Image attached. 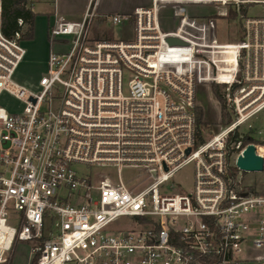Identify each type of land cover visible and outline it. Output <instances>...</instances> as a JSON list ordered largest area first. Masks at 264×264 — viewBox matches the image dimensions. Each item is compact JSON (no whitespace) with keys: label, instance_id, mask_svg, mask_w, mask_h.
Segmentation results:
<instances>
[{"label":"built area","instance_id":"1","mask_svg":"<svg viewBox=\"0 0 264 264\" xmlns=\"http://www.w3.org/2000/svg\"><path fill=\"white\" fill-rule=\"evenodd\" d=\"M99 1L51 27L69 44L30 90L15 80L28 50L3 35L0 0V264L19 243L30 264H264V192L236 175L246 137L264 175V127L247 122L264 112V0H151L107 16L132 21L133 39L91 42ZM213 84L232 120L201 142L197 90ZM190 164L191 192L168 193ZM78 165L143 168L150 182H96Z\"/></svg>","mask_w":264,"mask_h":264},{"label":"rangeland","instance_id":"2","mask_svg":"<svg viewBox=\"0 0 264 264\" xmlns=\"http://www.w3.org/2000/svg\"><path fill=\"white\" fill-rule=\"evenodd\" d=\"M33 0V11L38 15L36 19L35 30V43H39L41 47H36L35 44H29L32 50H29L28 54L20 64L16 74L15 80L29 88L30 90L38 89L39 79L47 72V58L51 52H65L69 42L61 41V39H55L51 36L50 30L52 25L48 27V21L52 22L54 17L56 21L62 19L70 20H82L86 0H65L61 1L60 9L57 13L53 6V0ZM150 0H100L97 17L87 28V38L89 41H113L124 40L128 41L133 39L134 30L132 21L129 24L115 26L110 23L107 15L117 14L123 10L133 11L136 6H147ZM211 7L202 8L201 10H212ZM260 8L253 7L250 9V13L261 12ZM103 15V16H101ZM45 18L47 20H45ZM232 18V14H230ZM232 25H228L224 20L218 23L220 34H224V37H228L227 29ZM235 29V35L238 36L239 32L237 27L233 24ZM48 28L46 43V30ZM232 31L233 30H229ZM24 41V40H23ZM70 41V40H68ZM63 42V43H62ZM57 43H62V46L55 47ZM34 47V48H33ZM40 48V49H39ZM129 75L124 76V89L127 93ZM215 85H205L199 87L197 90L196 100L197 108L203 113L204 125H199L198 130L202 136L203 141L209 140L214 134L218 132L222 127H226L229 123L223 117L221 111V104L214 95ZM222 94L226 95V88L222 85H218ZM226 99V96H225ZM227 102V101H226ZM2 105L8 109L18 110L21 104L8 96L2 98ZM227 104V103H226ZM228 106V105H227ZM229 108V107H228ZM229 114H232L229 109ZM255 128L264 127V112H262L258 118H252L248 121ZM228 123V124H227ZM245 125V124H244ZM248 125L242 127L240 132H246ZM78 169L85 174H91L96 182L110 180L112 183L117 184L120 179L125 186L132 190H138L146 186L150 179L147 172L143 168H122L120 174L114 166H95L87 167L85 165H78ZM194 166L192 164L184 167L171 181L169 185L172 188L168 193H189L193 189V176ZM238 178L242 179V183L246 186H250L253 190L264 192V175L260 173L237 171ZM13 222L9 224L13 225ZM30 248L29 243H19L13 247V250L6 257L5 264H30Z\"/></svg>","mask_w":264,"mask_h":264},{"label":"trees","instance_id":"3","mask_svg":"<svg viewBox=\"0 0 264 264\" xmlns=\"http://www.w3.org/2000/svg\"><path fill=\"white\" fill-rule=\"evenodd\" d=\"M1 29L2 33L7 38H13L15 33H21V39L24 41H32L34 39L35 19L36 13L33 11V0H1ZM19 20H22V26L19 25ZM214 95L221 104V111L223 117L228 123L231 122V115L229 114V108L225 96L222 94L218 85H215ZM197 134L201 142H203L202 136L198 130L199 125H204L203 113L197 108ZM227 123V124H228ZM254 140L246 137L243 140V145L253 143Z\"/></svg>","mask_w":264,"mask_h":264},{"label":"water","instance_id":"4","mask_svg":"<svg viewBox=\"0 0 264 264\" xmlns=\"http://www.w3.org/2000/svg\"><path fill=\"white\" fill-rule=\"evenodd\" d=\"M169 45L183 44L182 41L176 38H168ZM190 150H187V154ZM237 167L243 172L260 173L263 172V159L255 153V146L249 144L243 154L237 160Z\"/></svg>","mask_w":264,"mask_h":264},{"label":"crops","instance_id":"5","mask_svg":"<svg viewBox=\"0 0 264 264\" xmlns=\"http://www.w3.org/2000/svg\"><path fill=\"white\" fill-rule=\"evenodd\" d=\"M38 1V0H37ZM36 1V2H37ZM61 1L62 0H53V6H54V8H55V12L57 13V10H58V8L60 9V6H61ZM64 2H65V0H63ZM90 1L91 0H86V4H85V9H84V14H83V17H84V15H85V13H86V11H87V8H88V6H89V3H90ZM150 2H151V0L149 1V4L148 5H150ZM99 4H100V2H99ZM147 5V6H148ZM137 7H140V6H136L135 8H137ZM98 8H99V5H98ZM98 8H97V14H98ZM134 8V9H135ZM134 11V10H133ZM133 11H131V10H123V11H121V12H119V13H117V14H131ZM104 16L106 15V16H109V15H107V13H104L103 14ZM103 15H101V16H103ZM113 15H115V14H113ZM82 17V18H83ZM38 18V15L36 14V19ZM36 19H35V29H34V39L32 40V41H24V43H25V46H26V48H27V50H28V52H29V50H32L31 49V46L29 45V44H32L33 43V45L35 44V46L38 48V47H41L40 45H39V43H35V30H36ZM45 20H47L46 18H45ZM56 18L54 17V19H53V21L52 22H49L48 21V27L50 26V25H54L55 23H56ZM61 21H64V22H78V21H81V20H70V19H62ZM47 34H48V28H47V30H46V43L48 44V41H47ZM61 41H66V40H61ZM26 42H28L29 44H26ZM63 43V42H62ZM62 43H57L56 44V46L55 47H60V46H62ZM34 48V47H33ZM40 49V48H39ZM28 52H27V54H28ZM60 52V51H59ZM47 60H48V58H47Z\"/></svg>","mask_w":264,"mask_h":264},{"label":"bare ground","instance_id":"6","mask_svg":"<svg viewBox=\"0 0 264 264\" xmlns=\"http://www.w3.org/2000/svg\"><path fill=\"white\" fill-rule=\"evenodd\" d=\"M251 120V119H250ZM248 122V121H247ZM262 150V149H261Z\"/></svg>","mask_w":264,"mask_h":264}]
</instances>
